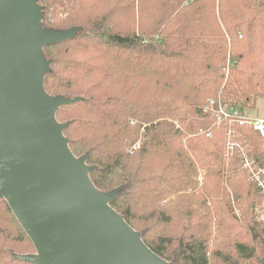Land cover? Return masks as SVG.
I'll return each instance as SVG.
<instances>
[{
	"label": "trees",
	"instance_id": "trees-1",
	"mask_svg": "<svg viewBox=\"0 0 264 264\" xmlns=\"http://www.w3.org/2000/svg\"><path fill=\"white\" fill-rule=\"evenodd\" d=\"M39 3L45 30L82 29L43 47L44 89L73 100L56 120L112 208L168 264H262L261 191L224 153L231 131L264 166L263 138L211 106L243 117L264 97V0ZM35 253L0 198V264Z\"/></svg>",
	"mask_w": 264,
	"mask_h": 264
},
{
	"label": "water",
	"instance_id": "water-1",
	"mask_svg": "<svg viewBox=\"0 0 264 264\" xmlns=\"http://www.w3.org/2000/svg\"><path fill=\"white\" fill-rule=\"evenodd\" d=\"M35 0H0V198L37 253L33 264H168L110 205L83 157L64 136L57 111L73 102L44 89L43 47L66 32L38 29ZM264 264V262H263Z\"/></svg>",
	"mask_w": 264,
	"mask_h": 264
},
{
	"label": "rangeland",
	"instance_id": "rangeland-1",
	"mask_svg": "<svg viewBox=\"0 0 264 264\" xmlns=\"http://www.w3.org/2000/svg\"><path fill=\"white\" fill-rule=\"evenodd\" d=\"M35 4L37 6V9H38V12L40 15L38 29L40 31H43V30H45V28L43 26V24H44L43 18H44L45 14H44V11L42 9V6L39 3V0H35ZM61 16L62 15H60L59 17H61ZM81 30L82 29H79V28L78 29H70V30H68L69 32L67 33V35L70 37L76 36ZM237 59L238 58H235L234 56L232 57L229 54L227 69H229L231 64H236ZM227 74H228V72H227ZM226 76H228V75H226ZM219 105H221V104H219ZM223 108H224V106H223ZM239 110H241V108H239ZM243 110H244V116L247 117L248 119L264 118V97H258L255 100L254 105L252 104L250 106H244ZM228 122L231 123V122H236V121H228ZM263 150H264V143H263ZM232 152H235L237 154V156L240 158L241 163H242V168L248 173L250 180L252 182H254L261 191L260 194L262 196L263 202H262V205L260 207L261 209L259 212H260L261 218L264 220V213H263V209H264V166H261V165L257 164L256 161L251 160L250 157L248 156V153H247L245 147L240 143L233 142L231 131H228V138H226V149H225V153H224V158L227 160V163L231 160V158L233 156ZM202 173H203V171L199 170L200 176H199L198 180L200 182H202V180H203ZM263 262H264V254H263V258H262V264H263Z\"/></svg>",
	"mask_w": 264,
	"mask_h": 264
},
{
	"label": "built area",
	"instance_id": "built-area-1",
	"mask_svg": "<svg viewBox=\"0 0 264 264\" xmlns=\"http://www.w3.org/2000/svg\"><path fill=\"white\" fill-rule=\"evenodd\" d=\"M213 105V103H212ZM211 110L213 112L218 113V119L219 123L223 122L224 120L226 121H236L239 122L240 124H250L253 126V128L260 133L261 137L263 138V143H264V118H253V119H248L245 116H240L237 115V112H226L225 109L220 106L218 109H215L214 106H211ZM140 147V144H136L134 146V149H138ZM264 213V209H263Z\"/></svg>",
	"mask_w": 264,
	"mask_h": 264
}]
</instances>
